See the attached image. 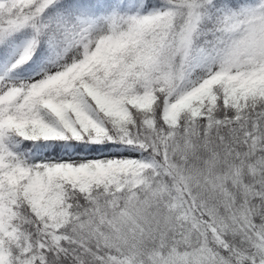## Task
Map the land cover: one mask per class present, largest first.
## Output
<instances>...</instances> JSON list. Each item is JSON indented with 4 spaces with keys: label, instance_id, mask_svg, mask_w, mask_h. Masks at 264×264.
<instances>
[{
    "label": "snow or ice",
    "instance_id": "6c2138e0",
    "mask_svg": "<svg viewBox=\"0 0 264 264\" xmlns=\"http://www.w3.org/2000/svg\"><path fill=\"white\" fill-rule=\"evenodd\" d=\"M0 264H264V0H0Z\"/></svg>",
    "mask_w": 264,
    "mask_h": 264
}]
</instances>
